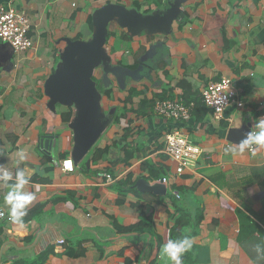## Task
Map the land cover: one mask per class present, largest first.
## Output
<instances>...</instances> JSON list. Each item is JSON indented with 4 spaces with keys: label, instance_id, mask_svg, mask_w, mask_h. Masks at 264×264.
<instances>
[{
    "label": "crops",
    "instance_id": "0c3cea01",
    "mask_svg": "<svg viewBox=\"0 0 264 264\" xmlns=\"http://www.w3.org/2000/svg\"><path fill=\"white\" fill-rule=\"evenodd\" d=\"M173 1L0 0L29 19L32 42L15 53L0 40V209L7 213L0 221V264L33 260L49 247L45 264H178L183 253L169 240L173 187L182 190L186 209H202L191 240L198 264H264V135L252 137L253 151L229 139V130H253L264 114V0H186L164 32L132 34L113 21L92 76L107 125L73 172L61 170L71 159L68 126L75 110L50 109L44 94L45 81L60 66L61 40H91L90 22L105 5L151 15ZM221 77L236 91L221 120L202 105L180 123L153 113L155 101L184 93L187 102H199L204 86ZM69 110L71 120L63 124L61 114ZM173 130L201 149L181 176L162 153ZM47 135L55 137L52 148ZM105 146L109 151L93 160L95 149ZM125 150L133 153L127 164L121 162ZM145 161L169 168L161 203L122 185L129 176L133 182L147 176ZM107 174L114 178L110 184ZM141 219L151 233L113 226Z\"/></svg>",
    "mask_w": 264,
    "mask_h": 264
},
{
    "label": "water",
    "instance_id": "95a60500",
    "mask_svg": "<svg viewBox=\"0 0 264 264\" xmlns=\"http://www.w3.org/2000/svg\"><path fill=\"white\" fill-rule=\"evenodd\" d=\"M186 0H174L161 13L142 15L134 9L119 4H108L97 10L92 18L93 37L89 41L63 38L65 46L60 54V66L44 83V94L47 96L50 109L56 105L74 108V118L69 129L74 136L71 160L74 166L81 162L95 145L102 134L107 120L103 119L98 92L92 80L95 65L102 58L108 26L116 21L132 34L143 30L164 32L181 15L180 7ZM49 148L55 146V137H43ZM229 139L240 145H249L252 139L251 130L244 126L229 130ZM89 168V161L85 162ZM134 188L141 194H153L165 197L167 188L160 182H148L145 179L136 181Z\"/></svg>",
    "mask_w": 264,
    "mask_h": 264
},
{
    "label": "built area",
    "instance_id": "2783aa9c",
    "mask_svg": "<svg viewBox=\"0 0 264 264\" xmlns=\"http://www.w3.org/2000/svg\"><path fill=\"white\" fill-rule=\"evenodd\" d=\"M29 19L12 5H0V40L10 46L15 53L28 50L32 46L29 37ZM236 98L233 83L228 77H221L218 81L209 82L201 91L200 99L203 105L211 111L212 117L219 121L223 113ZM242 106L241 103L238 104ZM193 110L192 103H185L182 98L157 100L153 105V113L163 119L173 122H184L190 118ZM257 127L251 130V136L259 133L264 135V114L260 115ZM249 151H253L254 145H247ZM162 153L174 164L173 174L181 176L201 154V149L193 144L181 130H173L165 134ZM75 166L70 158L61 162L63 172H73ZM106 184L113 182L114 178L107 174L104 176ZM158 182L167 185V179L162 178ZM172 195L179 199L175 192ZM7 218V213L0 209V221Z\"/></svg>",
    "mask_w": 264,
    "mask_h": 264
},
{
    "label": "trees",
    "instance_id": "16d2710c",
    "mask_svg": "<svg viewBox=\"0 0 264 264\" xmlns=\"http://www.w3.org/2000/svg\"><path fill=\"white\" fill-rule=\"evenodd\" d=\"M139 6V5H137ZM90 26H92V22H90ZM182 86V84H181ZM185 89L184 87H182ZM185 91V90H184ZM104 94L106 96H109V91H104ZM132 94V93H131ZM183 100L185 103H192L193 104V110H196L198 105H203V103L200 101L195 102H187L186 101V93H184ZM161 100V99H159ZM150 107V106H149ZM205 107V106H204ZM72 117V112L69 110L66 113L61 114V119L63 124L69 123ZM127 136V133L123 135L121 138V141L125 140ZM109 151V148L105 146L103 149H95V153L92 156L93 160L98 159V157L106 154ZM133 157V153L125 150L124 151V158L121 161L124 164H127L128 160H130ZM88 160V159H86ZM82 163L83 170H86L85 161ZM141 169L143 171H146L147 176L143 179L147 181H157L162 178H166L168 175L169 168L167 166H155L152 163L145 161L141 165ZM135 181H131V177L129 176L125 182H123V186L127 187L130 190H133L137 195H141L138 191L135 190L134 185ZM179 196V199L175 198L174 195L170 194L171 199V206L173 208V213L170 215V220L172 222V226L169 229V240L179 246L181 249V252L183 253L182 257L180 258L178 264H198V254L197 250L198 248L191 242V240L197 235L198 233V227L201 222V207L196 209V212L193 213L186 209L183 204L180 202V195L182 194V190L178 187L172 188ZM120 195H124V192L121 191ZM159 203H161L164 198H156ZM113 226L120 230L122 233H131L133 231H146L148 233H151L150 231V225L148 224V220L141 219L138 223H135L133 225L127 226V227H119L115 222H113ZM24 241L26 243H29L31 241V238H25ZM159 242V241H158ZM152 248L149 249L151 251ZM53 252L52 247L47 248L45 251L41 252L35 259L33 260H26V259H17L11 262V264H45V260L47 256ZM82 254V253H81ZM76 255H79V252H77ZM4 264V263H2Z\"/></svg>",
    "mask_w": 264,
    "mask_h": 264
}]
</instances>
